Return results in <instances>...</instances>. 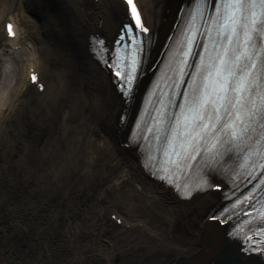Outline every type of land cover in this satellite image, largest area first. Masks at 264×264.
Listing matches in <instances>:
<instances>
[{"label": "bare ground", "instance_id": "1", "mask_svg": "<svg viewBox=\"0 0 264 264\" xmlns=\"http://www.w3.org/2000/svg\"><path fill=\"white\" fill-rule=\"evenodd\" d=\"M188 2L138 0L154 35L148 61ZM13 16L16 38L0 34V64L15 62L6 71L12 87L0 91V264L172 259L174 221L206 220L222 198L210 192L182 202L145 172L136 148H125L153 73L126 104L90 51L95 35L112 42L124 7L119 0H0V23ZM29 69L45 83L41 94ZM218 230L224 238L227 229Z\"/></svg>", "mask_w": 264, "mask_h": 264}, {"label": "snow or ice", "instance_id": "2", "mask_svg": "<svg viewBox=\"0 0 264 264\" xmlns=\"http://www.w3.org/2000/svg\"><path fill=\"white\" fill-rule=\"evenodd\" d=\"M122 3L127 22L112 47L95 36L90 47L131 104L152 33L138 0ZM177 11L128 144L182 199L228 189L230 207L208 219L247 218L227 232L237 254L222 253L211 237L202 251H215L220 264H244L253 254L264 257V0H189ZM7 32L16 35L11 24ZM30 79L38 83L35 73Z\"/></svg>", "mask_w": 264, "mask_h": 264}, {"label": "water", "instance_id": "3", "mask_svg": "<svg viewBox=\"0 0 264 264\" xmlns=\"http://www.w3.org/2000/svg\"><path fill=\"white\" fill-rule=\"evenodd\" d=\"M216 228L215 224L207 220L174 221L172 259L156 264H220L215 251H202L208 241V236L226 249L222 242L223 237ZM214 229H216V234H212ZM207 253L209 256H204ZM233 264H239V261L233 260ZM249 264L255 263L251 261Z\"/></svg>", "mask_w": 264, "mask_h": 264}, {"label": "rangeland", "instance_id": "4", "mask_svg": "<svg viewBox=\"0 0 264 264\" xmlns=\"http://www.w3.org/2000/svg\"><path fill=\"white\" fill-rule=\"evenodd\" d=\"M0 33L2 34V27H0ZM26 32L20 28V34L22 36H24L23 34H25ZM20 56V55H19ZM18 56V58H19ZM21 57V56H20ZM14 59L13 60H9L7 63L3 61V63L0 64V72L2 73V77H1V80H0V91H7L8 88L12 87V85H10V83L8 82L9 78H11L9 76V73L6 72L8 71V68H12V66H14ZM13 75V73H12ZM9 76V77H8ZM14 81L11 80V83H13ZM106 218L108 220H110L109 216H108V213L106 214ZM112 222V221H110ZM113 223V222H112Z\"/></svg>", "mask_w": 264, "mask_h": 264}]
</instances>
